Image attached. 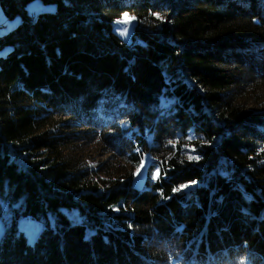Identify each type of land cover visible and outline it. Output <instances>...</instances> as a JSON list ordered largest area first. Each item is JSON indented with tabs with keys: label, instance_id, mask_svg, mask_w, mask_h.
Listing matches in <instances>:
<instances>
[{
	"label": "trees",
	"instance_id": "1",
	"mask_svg": "<svg viewBox=\"0 0 264 264\" xmlns=\"http://www.w3.org/2000/svg\"><path fill=\"white\" fill-rule=\"evenodd\" d=\"M31 1L0 0V264H264V0Z\"/></svg>",
	"mask_w": 264,
	"mask_h": 264
},
{
	"label": "rangeland",
	"instance_id": "2",
	"mask_svg": "<svg viewBox=\"0 0 264 264\" xmlns=\"http://www.w3.org/2000/svg\"><path fill=\"white\" fill-rule=\"evenodd\" d=\"M175 0H172V3H174ZM28 10H33L35 12L40 11H53L55 9V6L52 4H43L39 0H33L27 4ZM125 14H127L128 17H133L129 13H123L121 17L115 19L113 21V30L125 41H130L133 27L135 24V20H131L129 23H121V21L125 18ZM21 22V16L16 15L12 18H8L4 15L1 7H0V35L4 34L5 32H8L14 25ZM125 29L127 30L125 32ZM111 160L109 158V155H99L95 159L88 160V163L91 167L97 168L100 166L104 161ZM152 163V159L148 154H145L141 160L140 165L137 167L134 177H133V186L136 188H142L144 185L145 175L147 171L148 165ZM154 177L156 176L157 169L154 168ZM139 170V171H138ZM196 183L192 184H186L182 186V189H188L192 186H194ZM7 200L2 197L0 199V237L3 236L6 229L9 228V224L12 222V219L14 218V204L9 203ZM18 225L23 230L24 234L26 235V239L29 243H33L40 232L42 231L43 226L36 222L35 220L31 218H27L25 220L21 219L18 221Z\"/></svg>",
	"mask_w": 264,
	"mask_h": 264
},
{
	"label": "snow or ice",
	"instance_id": "3",
	"mask_svg": "<svg viewBox=\"0 0 264 264\" xmlns=\"http://www.w3.org/2000/svg\"><path fill=\"white\" fill-rule=\"evenodd\" d=\"M157 15H158V14H157ZM158 18H161V17L158 16ZM134 19H135V17H128L127 14H125V18L121 21V23H125V24H127V23H129L131 20H134ZM126 31H127V30L125 29V32H126ZM189 159H199V157H189ZM138 171H139V170H138ZM155 178H159V170L157 171Z\"/></svg>",
	"mask_w": 264,
	"mask_h": 264
}]
</instances>
